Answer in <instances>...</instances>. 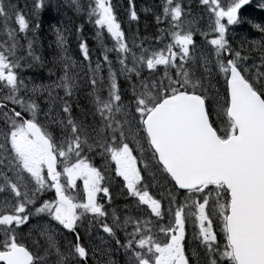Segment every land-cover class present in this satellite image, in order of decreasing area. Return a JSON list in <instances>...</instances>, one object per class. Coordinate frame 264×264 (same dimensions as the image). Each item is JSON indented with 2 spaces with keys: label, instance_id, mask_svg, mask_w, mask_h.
Segmentation results:
<instances>
[{
  "label": "snow or ice",
  "instance_id": "snow-or-ice-1",
  "mask_svg": "<svg viewBox=\"0 0 264 264\" xmlns=\"http://www.w3.org/2000/svg\"><path fill=\"white\" fill-rule=\"evenodd\" d=\"M195 3L159 0L149 40L135 0H67L114 44L78 37L79 76L56 27L45 84L39 22L0 0V264H264V0Z\"/></svg>",
  "mask_w": 264,
  "mask_h": 264
},
{
  "label": "rangeland",
  "instance_id": "rangeland-1",
  "mask_svg": "<svg viewBox=\"0 0 264 264\" xmlns=\"http://www.w3.org/2000/svg\"><path fill=\"white\" fill-rule=\"evenodd\" d=\"M44 2H45L44 10L42 12H39L38 17H35L32 15V12L34 11L33 9L34 0H18V3L22 11L25 13V15L27 16V19L30 21V27H31V22L33 20L38 21L40 24V28L34 33V35L38 38L37 43L35 44L42 45V43L45 42V47L48 49L47 54H45L46 55L45 58L43 57V60H42L43 61L42 65H45V69L47 73L46 75H44L46 76V78H43L42 76H39L38 74L35 75L31 72H28V73L26 72L24 73V75L27 80H30L32 82L47 84V83H51L55 81L49 77L48 65L51 64L53 61L56 62V60L60 62V56H61V49L57 46L55 28L65 25V22L62 21L60 18L64 16L66 13L70 12L71 8L67 6V0H44ZM140 2L142 3V5L148 6L150 11H148L143 16H141L139 34L141 37L147 36L149 40H151L153 35L157 31V25L155 24V21L151 16V9L154 7L156 3L159 2V0H145L144 2L140 0ZM196 8L197 6L194 7V9ZM144 9H146V7H144ZM120 11H121L122 16L124 17L125 11L122 8L120 9ZM252 14H255V13H252ZM145 20L147 21L146 24L144 22ZM241 31L247 32L248 29L246 28V26H244L242 27ZM249 37L253 39L258 38L255 36V34H250ZM5 38L6 37H3L2 35H0V39L2 41ZM29 38L30 39L32 38L31 34L29 35ZM145 47H147V43L145 44ZM25 48H27V45L25 46ZM43 49L44 47H41L40 51H42ZM68 49H69V54L78 64L76 72L78 73L79 76H82L83 71H84V65L87 63H85L80 58L79 54L77 53L76 46L73 44L70 38V35L68 36ZM93 67H94V64H93ZM31 69H37V68L33 66L31 67ZM62 94L63 92L61 90V95ZM80 105L81 106L88 105L87 93L84 90H81L80 92ZM76 110L79 111V108H77Z\"/></svg>",
  "mask_w": 264,
  "mask_h": 264
},
{
  "label": "trees",
  "instance_id": "trees-1",
  "mask_svg": "<svg viewBox=\"0 0 264 264\" xmlns=\"http://www.w3.org/2000/svg\"><path fill=\"white\" fill-rule=\"evenodd\" d=\"M83 3H87V0H83ZM64 22H65V25H70L72 29L70 38L73 44L76 46L77 53L79 54L80 58H83V56H82V52L78 48V44L81 42V40L78 39V37H82L83 41H87L89 49H90V53L93 57V60L95 58H100L102 60V57L104 54L103 48L104 47L111 48L114 44V41L110 37V34L106 32V30L99 38H97L96 31L94 30V26L87 22L86 16H82L74 12L72 8L70 12L65 14ZM80 26H83L84 28V31L82 33L79 32ZM124 28H126V26ZM20 35L23 36L24 34L21 33ZM25 41H22V42H25ZM101 44H103V47H101ZM34 50H35V54L39 55L41 59L43 60L44 55L41 52H39L36 48H34ZM114 56H115V53H110V57H114ZM34 67H36L37 69H31V68L25 67L24 69H22V71L24 72L25 70H27L35 75H36V72L39 74H42L45 65L38 66V67L34 66ZM48 69H49V72L51 71L53 73L52 75H50L51 77H57V75L61 73L60 65L56 64L54 61L48 65ZM103 75L107 76L106 70L104 71Z\"/></svg>",
  "mask_w": 264,
  "mask_h": 264
},
{
  "label": "flooded vegetation",
  "instance_id": "flooded-vegetation-1",
  "mask_svg": "<svg viewBox=\"0 0 264 264\" xmlns=\"http://www.w3.org/2000/svg\"><path fill=\"white\" fill-rule=\"evenodd\" d=\"M124 1V3H123V5H122V8H124V9H126L127 8V5H129V0H123ZM138 1H139V3H138ZM135 4H136V7L138 8L139 7V11H142V12H144V6L142 5V3L140 2V0H135ZM47 73H46V69H44V71H43V78H46V76H44V75H46ZM124 203H125V201H124V198H123V196H120V195H117L116 196V200H115V207H117V209L118 210H122L123 209V206H124ZM84 241L82 240L81 241V243H83ZM96 243L97 244H99L100 243V241L99 240H97L96 241ZM115 259H117L118 261L121 259V257H119V256H116V257H114Z\"/></svg>",
  "mask_w": 264,
  "mask_h": 264
},
{
  "label": "bare ground",
  "instance_id": "bare-ground-1",
  "mask_svg": "<svg viewBox=\"0 0 264 264\" xmlns=\"http://www.w3.org/2000/svg\"><path fill=\"white\" fill-rule=\"evenodd\" d=\"M142 1L144 2L145 0H142ZM138 3H139V1H138ZM186 3H191L193 9H194V7L197 6L196 3H195V0H186ZM143 6L146 7V9H149L148 6H146V5H143ZM138 9H139V7H138ZM149 11H150V9H149ZM141 12H142V11H141ZM250 12H251V13H258V12H259V9H258V8H255V7H252V8L250 9ZM145 13H146V12L144 11V12L141 14V16H143ZM29 39H30V38H29ZM22 43L24 44V47L27 45V41L22 42ZM33 47L36 48L39 52H41V53L44 55V57H45V54H47V50H48V49L45 47V42H43L42 45L34 44ZM41 47H44V49H43L42 51H40ZM48 57H49V56H48ZM46 58H47V57H46ZM50 60H51V59H50ZM50 62H51V61H50Z\"/></svg>",
  "mask_w": 264,
  "mask_h": 264
}]
</instances>
